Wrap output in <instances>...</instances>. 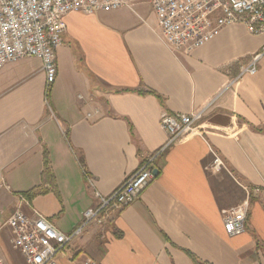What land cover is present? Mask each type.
<instances>
[{
	"label": "crops",
	"instance_id": "obj_1",
	"mask_svg": "<svg viewBox=\"0 0 264 264\" xmlns=\"http://www.w3.org/2000/svg\"><path fill=\"white\" fill-rule=\"evenodd\" d=\"M70 13L46 90L41 61L0 71V225L15 211L68 235L167 141L161 115L202 112L203 129L153 162L157 175L103 226L90 225L55 264H264V44L243 25L175 55L151 0ZM213 154L226 170L208 169ZM245 232L223 216L247 198ZM20 197L24 201H20ZM0 233L3 264H25Z\"/></svg>",
	"mask_w": 264,
	"mask_h": 264
},
{
	"label": "built area",
	"instance_id": "obj_2",
	"mask_svg": "<svg viewBox=\"0 0 264 264\" xmlns=\"http://www.w3.org/2000/svg\"><path fill=\"white\" fill-rule=\"evenodd\" d=\"M124 6L121 0H0V71L8 64L23 59L41 61L46 90L56 77L57 49L66 31L65 18L70 13L93 15ZM159 28V39L175 55H189L213 41L229 26L243 25L253 36L264 37V0H151ZM264 57V44L244 72L256 73L258 61ZM202 112L162 114L160 126L167 141L147 157L142 166L108 196L95 193L97 205L83 214L81 224L64 235L40 216L28 219L15 211L3 224L8 228L11 247L18 251L25 264H55L54 258L65 246L79 238L90 225L103 226L113 214L136 200L153 180V162L170 145L190 134L203 131L198 125ZM208 169L226 170L225 164L213 154ZM0 188H7L0 182ZM247 192V191H246ZM20 201L24 198L20 197ZM249 200L247 198L223 216L224 232L236 237L245 232ZM0 264H3L0 260Z\"/></svg>",
	"mask_w": 264,
	"mask_h": 264
},
{
	"label": "water",
	"instance_id": "obj_3",
	"mask_svg": "<svg viewBox=\"0 0 264 264\" xmlns=\"http://www.w3.org/2000/svg\"><path fill=\"white\" fill-rule=\"evenodd\" d=\"M153 175L156 176L157 175V171L153 170Z\"/></svg>",
	"mask_w": 264,
	"mask_h": 264
}]
</instances>
